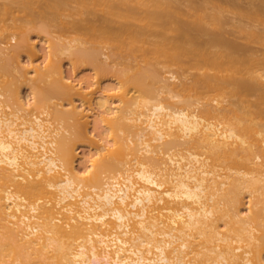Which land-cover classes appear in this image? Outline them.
<instances>
[{"label": "bare ground", "instance_id": "bare-ground-1", "mask_svg": "<svg viewBox=\"0 0 264 264\" xmlns=\"http://www.w3.org/2000/svg\"><path fill=\"white\" fill-rule=\"evenodd\" d=\"M8 1L0 5V22L14 10L24 13L23 21L0 27V33L14 36L18 32L26 38L34 31L43 43L42 62L34 65L27 58L30 62L25 66L31 64L32 81L44 88L37 87L36 95L30 88V100L16 97L12 112L0 111V264H264V148L252 149L256 139L251 123L220 128L201 116L215 117L218 109L207 105L199 115L188 109L192 96L229 88L228 95L242 104L243 112H249L244 86L253 81L259 85L245 68L252 56L238 54V47L223 40L224 6L202 0L182 12L180 0L157 1V5L151 0H65L62 5L58 0ZM181 1L182 5L192 0ZM71 3L94 16L96 9L104 12L97 25L67 27L84 30L83 41L91 45L88 49L71 41L56 48L49 37L54 29H63L57 25L58 16ZM150 3L154 9L148 7ZM45 7L51 13L44 12ZM241 12L237 14L246 15L242 20L264 24V18H255L264 16V8L261 13ZM241 24L231 34L245 39V44L264 40L263 29L262 36L257 27L253 32V25ZM101 45L119 58L134 59L140 53L168 66L186 65L202 72L192 84L173 87L153 69L132 75L119 71L117 86L107 85L96 97L98 112L93 114L89 134L84 126L92 109L85 107L92 105L94 83L75 79L74 74L80 65L90 66L95 76L113 71L101 60ZM16 48L23 50L24 42ZM31 53L36 56L37 52L32 49ZM64 56L72 67L67 76L59 66ZM146 80L160 83L159 89L172 98L182 96L184 105L150 103L146 97L158 94ZM3 84L0 110L11 106L13 98L10 86ZM129 86L135 95L127 98V91H132ZM257 95L264 102V92L258 90ZM73 96H79L80 107L59 110L57 104L50 105L53 98L71 101ZM83 142H88L87 165L77 169L72 166L74 152ZM180 147L206 149L212 167L217 162L230 164L228 174L207 168L196 152L180 155L184 163L172 158ZM127 157L132 165L124 161H129ZM165 183L170 187L164 188ZM256 184L260 188L253 189ZM244 190L249 206L240 209ZM253 222L258 235L253 234ZM217 225H230L226 231H234L235 236L224 235Z\"/></svg>", "mask_w": 264, "mask_h": 264}, {"label": "rangeland", "instance_id": "rangeland-1", "mask_svg": "<svg viewBox=\"0 0 264 264\" xmlns=\"http://www.w3.org/2000/svg\"><path fill=\"white\" fill-rule=\"evenodd\" d=\"M64 1L65 0H58L56 3L59 5H62ZM151 1H152V3L155 1V4L157 3V1H158V3H159V1H161V3L163 1H164L163 3H166V1L167 2L171 1V3L175 2V0H173V1L172 0H151ZM201 1L202 0H192V1H190V3H188V2L186 3L183 0V2H185L186 4L182 3V5H181L182 1L180 0V5L178 3V7L180 6V10L182 12L183 11L186 12L187 6H188V9H189V6L197 7L201 3ZM213 1L217 4H222L225 8V11H226V12L222 13V17H223L222 19L226 21V24H225V26L223 25L221 27V29L224 27V29H222L223 32L226 30L225 33L228 32L230 35L229 34L227 35V34L222 32L223 33L222 35L224 37L223 40L226 42L225 44H228V46H230V47H236V48L238 47L237 51H238V54H240V55H243L246 57L252 56L250 58L247 57L251 60V62H249L245 68H248V70H250V72H252V76L256 77L257 81H259V83H258L259 85H256L257 82L255 83L253 81V83L250 82L252 85H249L250 83L249 84L247 83L248 85L245 84V86H244V89H246V92H247L246 98H248L247 100H249L248 102L250 103L249 104L250 106L248 108L246 107L245 110H248L250 112V115H249V112L245 113L241 110L242 104L241 105L239 104L240 105L239 106L237 103L238 100L236 101V98L228 95L229 88L222 91V93H219L216 91H208V92H205L204 94L198 95V97L192 96V98L189 101L190 106L188 107V109L189 110H195V112H197L198 115H199V112L201 113V111H202L201 109H203L207 105L208 106L211 105L213 108L218 109L220 112H218V114H217V112L216 113L214 112L216 115L215 117H211L213 114L210 115V117H209V115H208V117L204 116L205 114H203L201 116L204 117L205 120H208L215 125L218 124L220 128H225V127L229 126L230 124H236L234 126H237V125L239 126V125H242L244 123H251L252 127L254 129V133H253L252 138L254 140L256 139L255 140L256 142L255 141L253 142L255 144V146H253L252 149L256 150L257 146H260V148H262V147L264 148V102H260L259 96L257 95L258 90H259V92L261 90L264 92V64L260 63V61L264 59V40L262 41V40H260L262 38H259V39H256V42H255V39H254L253 41L255 43L253 41L252 42L250 41L247 44H245L247 41L245 39H241V38L237 37V35L235 34V32L237 30H239V26L242 25L241 24L242 21L243 22L245 21V23L247 24V25L246 24L245 25L247 27H248V25L249 26L250 25L255 26V27H253V26L251 27V30L253 32H256V30L258 29L259 31H257V32L261 34V32L264 31V27H262L264 25L263 23L261 25L260 22H257V23H260V24H258L259 25L258 26L256 24L254 25V23H256V21L251 22L249 20V22H247L248 20L246 21V20L241 19V17L243 18V16L245 15V14L243 15L242 13H245V12L249 13L251 11L253 13H256V12L261 13L262 9L264 8V7L262 8V5H264V0H213ZM8 2H9L8 0H0V5L7 4ZM176 2H177V0H176ZM152 3H150L149 5H151ZM235 4H236V7L239 6L242 9L240 10L239 8H237V9H239V10H237L235 7V9L233 10V5H235ZM152 5H154V3ZM184 5L186 7H184ZM151 6H148V7L151 9H154V6H152V7ZM142 8H143V6L142 7L140 6V9H142ZM2 9H3V7L1 6L0 7V13H2V11H3ZM40 9H41V11H43L41 7H40ZM68 9H69V11H68ZM68 9L61 11L59 13V16H58L57 25L59 24L63 29H61V30L54 29L53 31H51L49 33V37H50L53 45L56 48H60V47L64 46L68 41H71L74 45L84 47L87 49L90 48L91 45L89 43H85L83 41L84 40V36H83L84 30H82V31L81 30L80 31H71V30H68L67 27H70L72 24H75V23H82L83 27H85V28H89L91 25H97L98 20L100 19V17H102L104 15V12L101 9H96V16H94L92 14L86 13L87 10H85V9L80 10L79 5L77 3H71L70 7ZM231 10H233V13H232L233 15H234V11L236 10V15H239V16H236V15L233 16L231 13H228V11H231ZM157 11L159 12V10L155 9L154 12L156 13ZM238 11H240V12L242 11L241 14L243 16H240V13L237 14ZM44 12L51 13V10L48 7H45ZM248 13H246V14H248ZM23 16H24L23 12H19V11L14 10L11 15L2 18V21L0 22V27L5 29L8 26L18 25L19 23H21L23 21ZM255 18H257L258 20L259 19L262 20L264 18V16L263 15H257V16H255ZM245 19H246V15H245ZM225 21H224V23H225ZM111 25L115 26L114 23H111ZM245 25H244V27H246ZM256 27H257V29H256ZM57 28H60V27H57ZM149 29L154 30V29H158V28L150 27ZM149 29H148V31H149ZM245 29H247V28H245ZM261 29H263V30L260 31ZM231 31H235V32H233L234 34L233 33L231 34ZM224 34H225V36H224ZM263 35H264V33H263ZM21 41L24 42V49L23 50L19 49L20 51H18V49L16 47H17V44H19ZM40 42L41 41H39L38 38L35 37L34 31L29 32L28 35L26 36V38L22 37V35H20L18 32H16L14 36H12L8 32L0 33V55H1L0 56L1 57L0 58V85L2 86V84L5 83L6 85H9L11 88V91H13V94H12L13 98H11L12 102L9 100V102L11 103V106H9V107L4 106L2 108V110H0V111H3V113L8 114V113H10L11 109L14 110L16 108V103H14L16 100V97H21V99H24V100L26 99V101H27V100H30V98H31L30 93H32V91H31L32 88H33L32 90H34L33 92L35 93V95L37 93V87L43 86V88H44L43 84H35L32 81L33 71L31 69V64L28 68L26 67L28 65V62H30L29 60L27 61V58L31 59L32 62L34 61L33 62V64L35 63L34 65L40 64V62H42V58H43L42 57V54H43L42 46H43V43L41 44ZM139 45L141 46V45H146V44H139ZM240 45L241 46L245 45L244 48L241 49L244 53L241 52V50L239 51ZM31 46H32V49L35 52H37L36 56L32 55ZM107 47H108L107 45H101V47L99 46V48L101 49L102 54H103V56H101V60L106 62V64H109L108 66H112V70H113L112 72L109 70L108 74L105 77L95 76L94 71L91 70L90 66L80 65V66H77V70L75 71L76 73L74 74V76H76L75 79H81L82 78L84 83H90L89 81L94 83L93 89H94L95 93L91 97V102H90V104H92V105H90L91 108H90V106L85 107V108H88V110L92 109L89 111L87 110L88 112L92 111V115L96 114L98 112V109H96L98 99L96 100V97L98 98V96H100V94L102 93V89L108 87L107 85H109V86H115L116 85L117 86L118 78L116 75H118V72L121 70H125L128 73V75H132L136 71H140V70L150 71V69H153L154 70L153 72L156 71V74L158 75L159 79H161L163 81V83H165L167 85H172L173 87L192 84L194 81V78L196 77V74L202 72V71L193 70L192 68L189 69L190 67L188 68V66H186V65L183 66V68H179L178 66H173V65L168 66L161 59H156V58H153L150 56L146 57L145 55L142 56V54H140V53H138L137 57L134 59H132V58L127 59L124 57L119 58L115 55H112L109 47L108 48ZM246 48H247V50H245ZM250 50H252L254 52L252 53ZM247 51H249V52L247 53ZM29 55L31 58L29 57ZM36 59L38 61H36ZM66 59L68 60V58H65V56H64L62 61L61 60H60L61 62L59 61L61 63V65L59 63V66H61L60 68H61V70H63L62 72H63V75H65V76H67L71 72V68H72L70 63ZM257 59H260V60H257ZM24 60H25V62H24ZM20 67L21 68L25 67L28 70L27 69L25 70V68L20 69ZM16 68H18L20 71L17 70ZM115 71L117 72V74ZM26 72H31V73L26 74ZM209 72H212V71H209ZM24 74L26 75V77H24L25 76ZM113 74L115 76H113ZM27 78H28L29 82L27 81ZM92 79H94V80H92ZM147 79L151 80L150 78H147ZM149 80H146L147 81L146 83H148L146 85H150V87L154 90L155 95L158 94V96L156 98L146 97L147 99H149L150 103H155L156 101L160 100L161 102L168 101L169 103L174 104V106H183L184 105L182 96H180L178 98H172L170 96L171 94L167 93L164 90L159 89L160 83H154L152 81L154 84H150L152 82L151 81L149 82ZM162 85L163 84L161 83V86ZM247 86H249V88L251 86V88L247 89ZM252 87H255V88H253L254 90L257 88V91L252 90ZM129 89L132 90V87L129 86L128 90ZM249 90L250 91L252 90V92H250ZM160 91H162V92L160 93ZM134 95L135 94L133 93V90L130 91V93H128V91H127L126 97L128 98V97H131ZM191 95H192V93H191ZM70 100L71 101H69V99L67 100V99H63V98H53L50 100V105L53 107L54 104H57V107H55V108L56 109L58 108L59 110H65L67 108L69 109L71 106H74V105L80 107L79 96L78 97L73 96L72 99H70ZM67 102H70V104L68 103V105H67ZM13 103L15 105H12ZM51 106H50V109L52 108ZM231 110H232V112L233 111L235 112V115L232 114ZM88 114H91V113H88ZM92 115H90V117H89L88 124L84 126L85 131L88 133L89 132L91 133L92 132L91 130H93L92 125H93V120H94L95 115H93V116ZM11 118H13V116H11ZM27 118H30V117L27 116ZM19 122H20V120H16L17 124ZM86 126H87V128H85ZM89 134H88V136L90 138H92ZM184 147H180L176 151L172 152V155H173L172 158L179 160L180 155H182L183 157H187L189 152L190 153L196 152L199 154V156H200L199 159L202 160L201 162H204L207 165V168H209V169L213 168V171H215V173L219 172L220 174L228 172V170H229L228 166L230 164H228V163L226 164L225 162H217V163H215L214 167H212L213 163H212V160L209 158V155H208L209 153H207L206 149H201V148L200 149L199 148H196V149L190 148L189 149V147L188 148L186 147L187 148L186 149ZM88 151H89L88 142L79 143V145L75 151L76 153L74 152L75 157H74V160L72 162V166L75 168L77 167V169L78 168L82 169L83 166L87 165L86 160H87V157L89 155ZM128 160L129 161H127L126 158L124 159V161L129 163L130 159L128 158ZM185 160H183V161H185ZM179 161L183 162L182 160H179ZM130 164L131 165L133 164L132 161L130 162ZM127 165H129V164H127ZM131 165H130V167H131ZM169 166L171 168V166H173V165H169ZM128 167L126 166V169H129ZM210 167H212V168H210ZM163 186H164V188L170 187V184L165 183ZM252 187H253V189H255V188L258 189V187L260 188V185L256 184L255 187L254 186H252ZM241 199L242 200L239 201L240 204L238 203V205H240V206H237V207L240 209H245L246 206L247 207L249 206L247 193L245 190H244V194L242 195ZM242 206H244V207H242ZM260 206H262V205H258V207H260ZM256 223L253 222V224H252L253 226L250 225L252 228H254V231L251 229V227H250V229H251V231H253V234L258 235L259 231H258V225H256ZM228 226H230V225H227V226L219 225L218 229L224 235H228L229 237L235 236L234 231H232V230L226 231ZM189 240L191 241L193 239L189 238ZM232 244L234 246H240L241 245L242 247H243V245H245L244 242H232ZM219 245H221V244H219ZM263 259H264V253H263ZM13 263L15 264L16 262H13Z\"/></svg>", "mask_w": 264, "mask_h": 264}]
</instances>
